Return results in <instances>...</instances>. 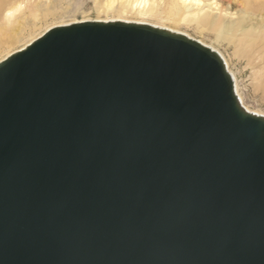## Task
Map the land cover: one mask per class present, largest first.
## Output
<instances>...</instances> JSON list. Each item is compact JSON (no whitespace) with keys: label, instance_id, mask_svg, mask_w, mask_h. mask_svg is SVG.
<instances>
[{"label":"water","instance_id":"water-1","mask_svg":"<svg viewBox=\"0 0 264 264\" xmlns=\"http://www.w3.org/2000/svg\"><path fill=\"white\" fill-rule=\"evenodd\" d=\"M0 264H264V119L195 41L50 29L0 62Z\"/></svg>","mask_w":264,"mask_h":264},{"label":"bare ground","instance_id":"bare-ground-1","mask_svg":"<svg viewBox=\"0 0 264 264\" xmlns=\"http://www.w3.org/2000/svg\"><path fill=\"white\" fill-rule=\"evenodd\" d=\"M98 14L95 17H84L69 21L60 20L57 23H47L49 17H55L65 7L58 5L54 0H10L0 5V62L14 53L26 48L32 42L43 36L55 27L69 26L83 22H119L153 28L167 34L187 38L195 41L210 50L221 62L228 75L233 94L239 106L253 116L263 118L264 112L249 109L242 101L237 77L230 68L228 59L212 45L196 40L187 33L179 31L176 27L167 24L176 22L195 23L200 27L214 28L219 32L227 33L239 31L241 36L264 37V24L257 26L253 23L257 0H245L248 9L242 11L247 15V24L234 25L233 21L216 16L207 9H220L222 0H92ZM213 5V6H212ZM230 5V4H229ZM205 7H207L205 9ZM77 9V8H75ZM74 9V10H75ZM225 13L226 12V9ZM104 11V12H102ZM241 13V12H240ZM64 14V13H63Z\"/></svg>","mask_w":264,"mask_h":264},{"label":"rangeland","instance_id":"rangeland-1","mask_svg":"<svg viewBox=\"0 0 264 264\" xmlns=\"http://www.w3.org/2000/svg\"><path fill=\"white\" fill-rule=\"evenodd\" d=\"M9 1L0 0V5ZM54 2L66 9L65 12L60 11L55 17H49L47 19L48 24L57 23L60 20L69 21L84 17H95L98 14L92 0H54ZM258 2L262 3L258 4ZM256 3L258 5L253 7L255 8L253 23L260 26L262 23L264 24V0H257ZM222 5L218 10L207 9V11L216 16H224V19L233 21L234 25L239 22L247 24L246 20L249 17L242 11L243 8H249L245 0H222ZM224 9H226L227 13H225ZM167 24L176 27L181 32L187 33L196 40H200L210 46L212 45V47L224 54L228 59L230 68L237 77L243 96V103L251 110L264 112L263 36H259L254 42L252 37L244 38L239 31L222 33L214 28L200 27L195 23H180L173 20Z\"/></svg>","mask_w":264,"mask_h":264}]
</instances>
